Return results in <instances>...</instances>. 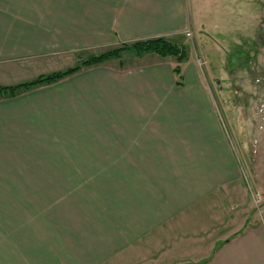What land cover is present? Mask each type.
Wrapping results in <instances>:
<instances>
[{
  "label": "crops",
  "instance_id": "crops-1",
  "mask_svg": "<svg viewBox=\"0 0 264 264\" xmlns=\"http://www.w3.org/2000/svg\"><path fill=\"white\" fill-rule=\"evenodd\" d=\"M194 3L0 0V85L189 29L264 35V0H213L211 23ZM121 55L0 98V264H264L263 223L221 225L241 171L197 60L177 85Z\"/></svg>",
  "mask_w": 264,
  "mask_h": 264
},
{
  "label": "rangeland",
  "instance_id": "rangeland-1",
  "mask_svg": "<svg viewBox=\"0 0 264 264\" xmlns=\"http://www.w3.org/2000/svg\"><path fill=\"white\" fill-rule=\"evenodd\" d=\"M194 2L195 9L192 10L201 16L199 22L204 23L201 22L204 17L211 23L213 0ZM187 31L189 35L184 33L175 40L183 44L188 57L197 60L200 77L213 95L241 171V180L234 187V200L222 204L225 216L221 225L235 222L238 227L244 223V219L249 220L251 225L264 224L263 31L252 30L253 35L242 36L240 44L235 47L231 46V41L238 40L237 38L228 41L229 38L226 37H214L211 28L203 33H194L192 29ZM92 52L86 51V54H93ZM145 55L144 61H169L172 68L177 64L172 57L163 59L153 54ZM146 255L141 254L143 258ZM156 256L158 257V252ZM137 264H168V260L150 259Z\"/></svg>",
  "mask_w": 264,
  "mask_h": 264
},
{
  "label": "trees",
  "instance_id": "trees-1",
  "mask_svg": "<svg viewBox=\"0 0 264 264\" xmlns=\"http://www.w3.org/2000/svg\"><path fill=\"white\" fill-rule=\"evenodd\" d=\"M125 50L131 51L136 56L153 54L163 59L167 57H172L177 63L172 68V71L175 75V83L177 85L183 84L181 65L188 58L183 44L175 39L157 37L136 41L129 45L121 44L120 46L115 48H108L106 50L99 51L98 53L89 54L85 59H81L73 67L62 71L52 72L46 75L38 76L37 78L29 82H24L12 86L0 85V98L11 97L36 86L47 85L57 82L63 77H66L86 67L99 65L114 60L121 61V54Z\"/></svg>",
  "mask_w": 264,
  "mask_h": 264
},
{
  "label": "built area",
  "instance_id": "built-area-1",
  "mask_svg": "<svg viewBox=\"0 0 264 264\" xmlns=\"http://www.w3.org/2000/svg\"><path fill=\"white\" fill-rule=\"evenodd\" d=\"M185 34L189 35L188 31H185Z\"/></svg>",
  "mask_w": 264,
  "mask_h": 264
}]
</instances>
